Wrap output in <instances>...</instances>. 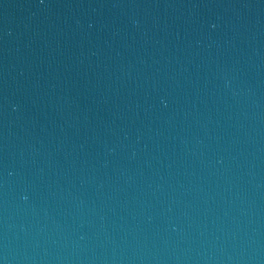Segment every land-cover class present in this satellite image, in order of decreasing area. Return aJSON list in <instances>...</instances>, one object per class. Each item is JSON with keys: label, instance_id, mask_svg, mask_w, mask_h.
Instances as JSON below:
<instances>
[{"label": "water", "instance_id": "obj_1", "mask_svg": "<svg viewBox=\"0 0 264 264\" xmlns=\"http://www.w3.org/2000/svg\"><path fill=\"white\" fill-rule=\"evenodd\" d=\"M0 264H264V0H0Z\"/></svg>", "mask_w": 264, "mask_h": 264}]
</instances>
